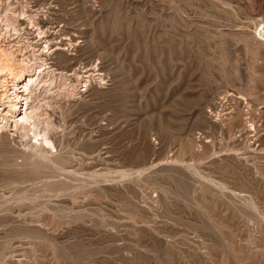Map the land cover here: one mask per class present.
I'll list each match as a JSON object with an SVG mask.
<instances>
[{
	"label": "rangeland",
	"instance_id": "obj_1",
	"mask_svg": "<svg viewBox=\"0 0 264 264\" xmlns=\"http://www.w3.org/2000/svg\"><path fill=\"white\" fill-rule=\"evenodd\" d=\"M40 1L105 80L52 79L53 155L0 164V264H264V0Z\"/></svg>",
	"mask_w": 264,
	"mask_h": 264
},
{
	"label": "bare ground",
	"instance_id": "obj_2",
	"mask_svg": "<svg viewBox=\"0 0 264 264\" xmlns=\"http://www.w3.org/2000/svg\"><path fill=\"white\" fill-rule=\"evenodd\" d=\"M39 2L42 1L33 0L34 5L26 6L21 13H17L8 0H0V164H10V167L16 156L22 157L24 162L34 164L35 158H40L41 151L53 155L52 149L55 145L50 131L54 123L49 120L48 112L45 111L51 104L44 99L45 93L50 91V89L47 91V88L52 79L60 77L73 84L71 79L73 77L77 84V87L75 83L73 84L74 98L92 83L103 84L105 80L103 72L96 67H87L82 64L83 62L76 67L73 66L80 55L66 53L65 50L68 51L69 47L71 50V46L77 44L78 40H75V37L80 34L78 35V31L74 29L70 32L59 27L57 16L56 19L36 17ZM53 6L48 4L49 13H54L51 11ZM28 24L30 27L27 28ZM9 26L16 31L9 33ZM32 27L34 29L29 30ZM35 31L36 34L33 35ZM22 45L28 46V49L22 51ZM228 96L241 98L240 95H233L231 92L224 95L225 98ZM225 98L221 106L226 101ZM42 115H45L44 119ZM249 126H252V123H249ZM49 160L54 163L52 159Z\"/></svg>",
	"mask_w": 264,
	"mask_h": 264
},
{
	"label": "built area",
	"instance_id": "obj_3",
	"mask_svg": "<svg viewBox=\"0 0 264 264\" xmlns=\"http://www.w3.org/2000/svg\"><path fill=\"white\" fill-rule=\"evenodd\" d=\"M258 38L264 41V23L262 22L259 27Z\"/></svg>",
	"mask_w": 264,
	"mask_h": 264
}]
</instances>
